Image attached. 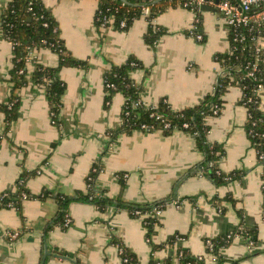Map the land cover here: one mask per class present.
Wrapping results in <instances>:
<instances>
[{
	"label": "crops",
	"instance_id": "crops-1",
	"mask_svg": "<svg viewBox=\"0 0 264 264\" xmlns=\"http://www.w3.org/2000/svg\"><path fill=\"white\" fill-rule=\"evenodd\" d=\"M215 1L207 0L205 5L216 9ZM7 2L0 0V10ZM42 2L51 9L67 50L87 61V67L58 71L66 88L57 118L51 117L43 89L32 84L16 90L18 116L6 133L0 112V196L15 191L23 171H35L25 182L32 195L48 191L43 198L22 199L18 209L0 208V264H123L111 236L135 255L137 264H164L167 259L180 264L181 249L201 256L202 264H216L204 239L231 232L241 223L255 228L256 241L235 236L221 250V264H264V166L244 129L247 110L240 104L239 87H229L218 113L206 118L207 140L223 149L219 169L241 173L226 184L216 185L201 173L188 174L203 160L188 132L133 131L119 134L112 143L107 133L121 123L124 96L115 93L104 106V70L134 56L146 69L131 72V78L143 86L145 105L164 99L174 110L194 106L213 92L223 74L214 57L230 51L225 17L217 9H201L203 39L197 41L188 33L195 13L187 8H168L151 22L140 17L125 30L111 26L99 30L94 24L98 0ZM149 23L164 30L153 47L144 41ZM260 43L264 51V35ZM34 54L45 66L58 64L57 54L48 48ZM11 58L12 44L0 30V104L10 96ZM27 66L31 70L32 64ZM259 108L264 115V91ZM96 162L102 170L95 184L109 197L120 194L135 203L171 198L180 205L169 203L164 208L150 238L141 218L123 209L101 212L85 201L69 204V225L45 232L58 210L55 196L86 192L85 178ZM121 173L125 174L122 190L117 176ZM5 231L18 236L10 240L4 237ZM175 234L183 237L163 246ZM154 245L161 247L153 250Z\"/></svg>",
	"mask_w": 264,
	"mask_h": 264
},
{
	"label": "trees",
	"instance_id": "trees-1",
	"mask_svg": "<svg viewBox=\"0 0 264 264\" xmlns=\"http://www.w3.org/2000/svg\"><path fill=\"white\" fill-rule=\"evenodd\" d=\"M188 0H98L97 9L101 11L102 16H112L113 21L110 26L115 29L125 30L134 20L141 17L142 9L148 6L150 9L146 19L151 22L158 14L163 13L168 8L181 7ZM195 13L198 19L197 25L201 28V7L188 5L186 7ZM121 20H124L126 26L119 27ZM46 23V26L43 24ZM95 26L98 25L94 21ZM0 30L2 35L12 44V66L9 70L8 81L12 87L10 96L6 103L0 104V112L4 115L6 133L13 121L17 119L19 109V99L16 90L27 84L40 86L47 98L50 106L52 118H57L61 107V98L65 92V84L58 78V71L63 67H87V61L77 59L71 55L60 37V31L51 9L46 7L42 0H8L5 7L0 10ZM201 30V29H200ZM164 33L160 27L149 23L144 41L147 45L153 47L158 38ZM228 41L230 51L227 53H217L215 60L220 64L221 69L226 71L225 75L217 79L212 93L203 97L202 101L194 106L174 110L166 100L161 99L156 105L148 106L141 100L143 86L136 83L131 78V72L142 68V63L134 56H129L125 62L112 64L103 72L104 81V106L106 107L115 93H121L124 96V103L121 107V123L116 129L107 131L112 143L119 134H129L133 131L151 132L160 130L164 134H170L174 130H182L194 136L197 149L203 154V160L189 169L188 174L201 173L211 179L216 185H223L239 178L241 173L238 171L228 174L222 172L218 167V162L223 155V149L220 144L211 143L207 140L209 126L206 118L213 115L214 108H220L223 104L222 95L231 86H237L241 89L240 104L247 110V119L244 129L251 145L257 152L259 163L264 166V115L259 108L260 96L264 91V51L256 41L255 30L248 32L247 28L240 27L233 31L228 29ZM243 37V39H240ZM39 50L49 48L58 56V64L53 67L45 66L37 60L32 61L31 70H28L26 56L30 49ZM258 48V50H257ZM255 64V68H253ZM146 70V69H145ZM252 72V76H247ZM109 84L108 86L105 85ZM258 85H262L263 91L258 93ZM159 116V117H157ZM165 124H168L165 127ZM186 124V126H184ZM145 125L146 128H142ZM1 139V136H0ZM263 155V158H259ZM102 170L100 162H96L85 178L86 192L75 191L73 195L67 196L57 194V213L45 227V232L51 230L54 226H64L69 219L68 207L73 201H85L93 204L99 211H107L112 207L114 211L125 210L129 216L139 218L145 213H150L156 206H163L172 201L171 198H165L154 202L135 203L128 202L121 198L119 194L115 198L109 197L104 189H99L96 184V178ZM33 172L23 171L16 181L15 191H5L0 196V208L9 207L18 209L22 201V195L26 199L43 198L48 194L43 190L38 195H32L25 186L26 179L33 175ZM125 174H118L120 189L124 187ZM264 179V170L263 175ZM264 193V186H263ZM91 197V199L89 198ZM219 201L216 197L213 198ZM228 200H233L228 197ZM221 211V208H218ZM242 218V212L237 211ZM157 218L152 215L143 218V226L146 229V236L150 238L154 234V227ZM68 224V225H69ZM255 228L242 225V223L233 231L219 235L213 238H205V248L207 252L216 256L217 263H222L221 250L230 244L235 236H241L248 239L251 243L256 241ZM178 234L173 235L164 245H172ZM112 243L121 249L119 256L123 264H137V259L120 241L111 236ZM209 241L210 244H206ZM161 247L152 246V249ZM180 264H202V257L199 258L191 254L187 249L178 250ZM126 259V261H124ZM164 264H170L167 259ZM234 264V263H233Z\"/></svg>",
	"mask_w": 264,
	"mask_h": 264
},
{
	"label": "built area",
	"instance_id": "built-area-1",
	"mask_svg": "<svg viewBox=\"0 0 264 264\" xmlns=\"http://www.w3.org/2000/svg\"><path fill=\"white\" fill-rule=\"evenodd\" d=\"M206 2L207 0H188L184 2L181 5V7L186 8L190 4L201 7L205 5ZM215 7L219 11V13H221L225 17L227 28L228 29L232 28L234 32H236V30L240 27L247 28L248 32L255 30V32L258 34L262 33V31L264 30V0H218ZM149 13H150L149 7L145 6L142 9L141 17L146 18L149 15ZM94 21L98 23V25L96 26L97 29L104 30L110 27V23L113 21V18L112 16H108V17L102 16L101 11L96 9ZM197 22H198V19L195 17L192 25L190 26L188 30V33H189V36L193 37L195 40L201 41L203 39V33L199 29ZM43 25L46 26V23H44ZM125 26H126L125 21L121 20L119 23V27L124 28ZM261 38H262V35H257L255 38L258 44L257 46L258 48L261 47V43H260ZM240 39H243V37H241ZM34 51L35 49L32 48L27 54L26 56L27 64H31L33 60H36V55L34 54ZM252 66L253 68H255V64H253ZM221 72H223L222 75L226 74V71L223 69L221 70ZM247 76H252V72H248ZM216 83H217V79H216ZM105 85L108 86L109 84L105 83ZM257 91L258 93H261L263 91L262 85H258ZM218 111H219V108H214L213 114H217ZM51 117H52V113H51ZM167 126L168 124H165V127ZM184 126H186V124H184ZM142 128H146V126L143 125ZM259 158H263V155H260ZM89 198L91 199V197ZM22 199H26L25 194L22 195ZM169 203H172L173 205L177 207L180 205V202L177 199H173ZM169 203H166L165 207ZM110 208L112 207H109L107 210H109ZM163 210L164 208L162 205L156 206L152 209L150 213H145L139 218L142 219V223H143V218L145 216L152 215L154 217H159L162 214ZM68 222H69V219H67L65 225H68L69 224ZM3 235L5 238L14 240L18 236V232L5 231ZM206 244H210L209 241H207ZM118 251L120 253L121 249H118ZM198 257L201 258V256H198ZM124 261H126V259Z\"/></svg>",
	"mask_w": 264,
	"mask_h": 264
},
{
	"label": "water",
	"instance_id": "water-1",
	"mask_svg": "<svg viewBox=\"0 0 264 264\" xmlns=\"http://www.w3.org/2000/svg\"><path fill=\"white\" fill-rule=\"evenodd\" d=\"M217 2H218V0L215 1V4H217ZM201 9H202V10H213V11L216 10L215 8L208 7V6H206V5L201 6Z\"/></svg>",
	"mask_w": 264,
	"mask_h": 264
}]
</instances>
